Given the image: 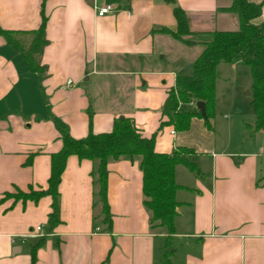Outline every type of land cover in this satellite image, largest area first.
<instances>
[{
	"label": "crops",
	"instance_id": "1",
	"mask_svg": "<svg viewBox=\"0 0 264 264\" xmlns=\"http://www.w3.org/2000/svg\"><path fill=\"white\" fill-rule=\"evenodd\" d=\"M249 1L262 2L254 23H264V0ZM172 3L194 34L187 38L239 29L238 15L224 11L232 0H0L1 29L37 30L43 9L48 41L39 58L46 73L39 79L0 37V264H30V248L41 238L34 264L162 263L166 236L150 232L137 162L107 166L111 233L93 223L89 160L67 159L56 226L48 222L50 197L33 203L7 196L47 188L50 155L62 147L47 114L79 139L88 134L89 111L94 134L109 133L123 116L144 137L156 134L158 153L193 150L188 159L198 173L183 166L175 170L179 206L172 264H264V150L230 152L225 145L214 150L196 145L190 128L159 129L168 90L179 73H192L197 58L195 52L187 53L196 44L186 47L159 32H176ZM106 5L112 12L98 17L96 9ZM168 48L184 58L175 68L155 64L175 58Z\"/></svg>",
	"mask_w": 264,
	"mask_h": 264
},
{
	"label": "trees",
	"instance_id": "2",
	"mask_svg": "<svg viewBox=\"0 0 264 264\" xmlns=\"http://www.w3.org/2000/svg\"><path fill=\"white\" fill-rule=\"evenodd\" d=\"M170 2V1H169ZM262 2L249 0H232L231 6L224 9L239 17V29L235 32H210L202 36L209 37L201 42L202 51L192 63L190 75L178 74L174 85L168 90L162 106L163 121L159 129L169 126L175 132H186L193 118H201L204 126L212 130L209 111L214 104L217 66L220 63L231 64L241 62L249 67L253 81L252 108L253 125H247L250 133L264 131V23L255 24L261 16ZM172 13L177 24L176 32L163 29L159 32L170 35L186 46H193L194 36L189 32L183 11L172 3ZM47 19L41 11V24L34 31H8L0 28L2 37L8 46L18 52L27 64L31 74L39 79L46 73L39 58L48 41L45 36ZM200 35V34H199ZM203 102L205 117H202L195 104ZM89 114L88 134L79 139L70 136L67 126L51 113L47 119L52 121L59 133L61 149L50 155V171L45 190L28 192L17 190L7 195L15 201L37 203L43 197L51 198V212L48 216L50 227L60 223L59 219V184L65 170L67 159L75 156L79 161L89 160L93 163L90 173L93 187V223L101 227V232L111 233L112 220L107 201L108 171L111 162L127 160L137 162L142 174L143 207L149 215V229L152 234L166 236L164 259L161 264H172L173 248L171 237L175 233L174 219L179 203L175 200V192L179 186L175 182V170L183 166L191 172L198 173L196 166L188 159L194 152L191 149L177 147L171 153L155 151V135L144 137L141 131L127 117L114 120L109 133L94 134L92 132V113ZM32 156L26 161L30 165ZM43 238L30 248V264H34L36 250L41 246Z\"/></svg>",
	"mask_w": 264,
	"mask_h": 264
},
{
	"label": "rangeland",
	"instance_id": "3",
	"mask_svg": "<svg viewBox=\"0 0 264 264\" xmlns=\"http://www.w3.org/2000/svg\"><path fill=\"white\" fill-rule=\"evenodd\" d=\"M202 35L204 34L191 39L196 41V48L193 50L188 49V54L195 52L198 56L201 53L202 45L200 43L209 40V37ZM168 49L176 53L175 58L166 59L161 63L156 62L157 66L175 68L178 66L180 59L184 61V58L178 52L179 50L175 48ZM252 100L253 81L249 67L241 62L220 63L217 66L214 104L209 111V115H212L210 122L213 130L207 129L204 126L203 119L197 117L190 124V132L192 133L190 139L196 145L201 144L214 150H218L225 145L230 152H261V148L264 150V131L250 133L247 129V125H253L254 123ZM262 158H264V153ZM180 169L183 173L189 175L188 170L183 167ZM174 246L172 243L171 247L174 248Z\"/></svg>",
	"mask_w": 264,
	"mask_h": 264
},
{
	"label": "built area",
	"instance_id": "4",
	"mask_svg": "<svg viewBox=\"0 0 264 264\" xmlns=\"http://www.w3.org/2000/svg\"><path fill=\"white\" fill-rule=\"evenodd\" d=\"M112 10H113V7H112V6H110V5H106V6H102V7L97 8V9H96V14H97L98 17H104L105 15L111 13ZM171 134H173V132H171ZM40 230H41L40 227H37V228H36V231H37V232H39ZM30 236H31V237H36V235H34V234H31ZM23 240H24V239H22V241H23Z\"/></svg>",
	"mask_w": 264,
	"mask_h": 264
},
{
	"label": "water",
	"instance_id": "5",
	"mask_svg": "<svg viewBox=\"0 0 264 264\" xmlns=\"http://www.w3.org/2000/svg\"><path fill=\"white\" fill-rule=\"evenodd\" d=\"M196 109L200 112V114L202 115V117H205V106L203 104V102H197L195 104Z\"/></svg>",
	"mask_w": 264,
	"mask_h": 264
}]
</instances>
